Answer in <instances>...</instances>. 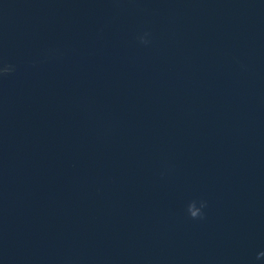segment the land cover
I'll use <instances>...</instances> for the list:
<instances>
[{"label":"water","instance_id":"obj_1","mask_svg":"<svg viewBox=\"0 0 264 264\" xmlns=\"http://www.w3.org/2000/svg\"><path fill=\"white\" fill-rule=\"evenodd\" d=\"M0 264H264V0H0Z\"/></svg>","mask_w":264,"mask_h":264}]
</instances>
